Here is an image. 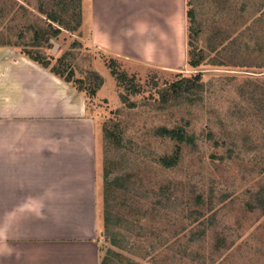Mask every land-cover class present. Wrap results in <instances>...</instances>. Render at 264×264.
Here are the masks:
<instances>
[{
    "label": "rangeland",
    "instance_id": "1",
    "mask_svg": "<svg viewBox=\"0 0 264 264\" xmlns=\"http://www.w3.org/2000/svg\"><path fill=\"white\" fill-rule=\"evenodd\" d=\"M185 4V62L153 67L92 47L70 0H0L1 45L113 80L86 93L100 264H264V0Z\"/></svg>",
    "mask_w": 264,
    "mask_h": 264
},
{
    "label": "crops",
    "instance_id": "2",
    "mask_svg": "<svg viewBox=\"0 0 264 264\" xmlns=\"http://www.w3.org/2000/svg\"><path fill=\"white\" fill-rule=\"evenodd\" d=\"M78 1L92 47L185 62V0ZM98 137L84 93L0 44V264H100Z\"/></svg>",
    "mask_w": 264,
    "mask_h": 264
},
{
    "label": "trees",
    "instance_id": "3",
    "mask_svg": "<svg viewBox=\"0 0 264 264\" xmlns=\"http://www.w3.org/2000/svg\"><path fill=\"white\" fill-rule=\"evenodd\" d=\"M72 3H74L76 5V18H77V23H78V26H80L81 24V13H80V2L78 0H70ZM60 31L59 30H53L52 32V37H57L59 35ZM78 45V42H74L73 43V46H77ZM21 53H23L24 55H26L28 58H30L32 61L38 63L39 65H41L42 67L44 68H48L50 69V71L62 78L65 82H68V83H71L79 92H82L86 95L87 97V91L89 90V95L90 97H94L95 94L97 93V91L100 89V87L102 86L103 84V79L102 77L96 72V71H90L88 72V78L86 80V82L84 81H81V80H77L76 82L72 81L71 77L73 76V73L72 71L68 72V75L65 76L63 74V72L60 71V69H57V68H50V63L48 60H46L45 58H38V57H33V56H30L28 55V53H25L23 51H21ZM66 56L63 54V56H61L59 58V60H57L58 64H60V66H66L65 64H61L63 59L65 58ZM89 81H92L93 82V85L92 88L90 87L89 89L87 88H84V85L87 84V82ZM76 83H80L79 86L76 85ZM180 138L182 139L183 136L180 135ZM191 138H187L188 141H191L190 140ZM103 264V262L101 263Z\"/></svg>",
    "mask_w": 264,
    "mask_h": 264
},
{
    "label": "water",
    "instance_id": "4",
    "mask_svg": "<svg viewBox=\"0 0 264 264\" xmlns=\"http://www.w3.org/2000/svg\"><path fill=\"white\" fill-rule=\"evenodd\" d=\"M56 48H57V47H56V46H54V50H56Z\"/></svg>",
    "mask_w": 264,
    "mask_h": 264
}]
</instances>
